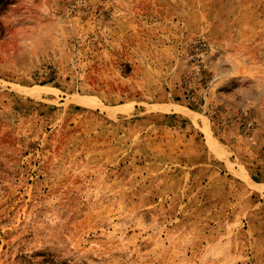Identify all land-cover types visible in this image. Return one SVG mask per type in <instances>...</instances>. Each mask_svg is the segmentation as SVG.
Wrapping results in <instances>:
<instances>
[{
  "label": "rangeland",
  "instance_id": "374dc122",
  "mask_svg": "<svg viewBox=\"0 0 264 264\" xmlns=\"http://www.w3.org/2000/svg\"><path fill=\"white\" fill-rule=\"evenodd\" d=\"M253 130L264 0H0V264H264Z\"/></svg>",
  "mask_w": 264,
  "mask_h": 264
},
{
  "label": "crops",
  "instance_id": "0c3cea01",
  "mask_svg": "<svg viewBox=\"0 0 264 264\" xmlns=\"http://www.w3.org/2000/svg\"><path fill=\"white\" fill-rule=\"evenodd\" d=\"M229 136L230 138L234 137L233 134H229ZM250 137L254 141L256 150H259L260 152L256 153L255 158L250 162V166L244 170L248 176V178H246L253 183H264V135L257 133V130H253ZM201 139L204 140V136H202ZM202 144L205 145L206 143L203 142ZM203 154L204 155L202 156L208 161L211 168H213V166H220L223 168L224 165L222 166V164L218 162L216 155L212 151L207 150L206 152H203ZM255 178L258 179V182Z\"/></svg>",
  "mask_w": 264,
  "mask_h": 264
},
{
  "label": "bare ground",
  "instance_id": "6f19581e",
  "mask_svg": "<svg viewBox=\"0 0 264 264\" xmlns=\"http://www.w3.org/2000/svg\"><path fill=\"white\" fill-rule=\"evenodd\" d=\"M252 190L256 193L264 194V183L263 184H252Z\"/></svg>",
  "mask_w": 264,
  "mask_h": 264
}]
</instances>
